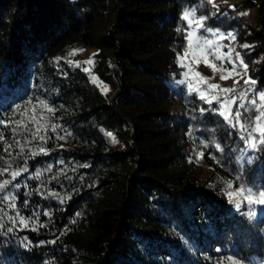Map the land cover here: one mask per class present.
<instances>
[{
  "label": "trees",
  "instance_id": "16d2710c",
  "mask_svg": "<svg viewBox=\"0 0 264 264\" xmlns=\"http://www.w3.org/2000/svg\"><path fill=\"white\" fill-rule=\"evenodd\" d=\"M225 1L0 0V196L17 197L0 199V226L15 225L0 227V264L264 261V211L228 195L264 191V142L246 149L247 98L264 90V0ZM200 17L217 36L196 29ZM191 30L235 37L249 83L228 120L183 81Z\"/></svg>",
  "mask_w": 264,
  "mask_h": 264
},
{
  "label": "rangeland",
  "instance_id": "374dc122",
  "mask_svg": "<svg viewBox=\"0 0 264 264\" xmlns=\"http://www.w3.org/2000/svg\"><path fill=\"white\" fill-rule=\"evenodd\" d=\"M231 0H226L223 4H230ZM239 15V13H236ZM194 26L199 28L197 24ZM195 31V30H194ZM192 32V30H191ZM205 39V38H204ZM204 39L196 38L195 33L193 32V48L186 49L178 56V64L184 69L183 81L188 85L189 89L195 90L200 96L201 93L205 95L208 100L212 102H217L218 104L223 103L225 100L230 101L226 105L225 111L226 115L229 117L231 110L233 109V103L235 100H239L238 106L244 101L245 88L244 84L247 79V72L245 66L241 63V60H237L233 42L231 39L226 38V41L223 43L220 36L214 37L212 40L214 44L211 47L204 46L203 54H201V49L198 47L199 44H202ZM224 49V50H223ZM231 49V52H230ZM187 52V54H185ZM79 62H82L87 68L91 63V57L89 52H80L78 54ZM203 56H207V63L203 59ZM217 56L220 58L217 59ZM232 62L235 64V68L230 69L228 63ZM226 71V73H222ZM222 77H226L222 79ZM212 85H216V88H212ZM224 89H232V91L225 92ZM243 93V95H241ZM248 105L256 110L257 116H260V120L255 119V124L253 127V135L255 140H250L247 150L253 148V144H259L264 140V136L261 134V129H264V106L263 101H260L259 95L257 99L253 97L247 98ZM237 112V111H236ZM239 190H230L229 193H240ZM260 193V192H259ZM251 195L253 198V203H248V196ZM230 196V195H229ZM232 199H236V203H245L248 206H253L259 210V212L264 211V205L257 203L260 199L259 195H256L253 192H242L240 195H231ZM258 264H264V261L259 262Z\"/></svg>",
  "mask_w": 264,
  "mask_h": 264
},
{
  "label": "snow or ice",
  "instance_id": "6c2138e0",
  "mask_svg": "<svg viewBox=\"0 0 264 264\" xmlns=\"http://www.w3.org/2000/svg\"><path fill=\"white\" fill-rule=\"evenodd\" d=\"M209 2H210V0H209ZM195 11H196L195 9L193 10L192 13H190L188 11H185L184 14H183L182 19L183 20H188V18H189L190 15H194L195 14ZM204 19H206V18L205 17H200V20L197 21V26L199 28H202L204 33H210L212 36H217L218 35V32L217 31H213V30L207 28V26L203 23ZM190 24H191V22H190ZM192 36H193V32L189 31L187 33V37H186L188 49H192L193 48ZM220 38L221 39H224V38L235 39V37L233 36V34L231 32L227 33V37H225L223 34H220ZM213 44H214V41L212 39H204L202 41V44H199L198 45V47L201 49V54H203V48H204V46L211 47ZM242 47L248 48L249 45L248 44H244ZM230 52H231V49H230ZM185 54H187V52ZM236 57H237V60H240V53H236ZM219 58L220 57L217 56V59H219ZM203 59L207 63V56H203ZM89 63H91V61H89ZM241 63H243V62L241 61ZM244 66L246 67V65H244ZM234 68H235V64L233 63V69ZM85 71H87V69H85ZM225 78L226 77H222V79H225ZM93 80H95V77H93ZM247 83H249V81L246 80L245 81V84H247ZM251 83L254 85V84H256V81L255 80H252ZM211 87L212 88H216L217 86L216 85H212ZM107 91H108V89H107V86L105 85L104 86V92H107ZM223 91L228 92V91H232V89H224ZM241 95H243V93ZM199 98H200V100L205 101L208 104H211V102H212L211 100H208L203 93L200 94V97ZM259 99H260V101H264V90H261L260 91V93H259ZM41 103H43V101H41ZM229 103H230V101L225 100L223 103H221L219 105L220 109H225L226 105L229 104ZM47 110H48V112H52L53 111V109L50 108V107ZM201 112L203 113L204 110L202 109ZM219 114L225 120H228V116L226 115V113H225L224 110H221ZM261 115H264V113H261ZM239 116H240V112H239V110H237L236 117L239 118ZM260 118H261L260 116H257L256 117L257 120H260ZM0 123H3L5 125V127L8 126L7 123L4 122V121H0ZM17 123L19 124V122H17ZM56 127H57L56 125H53V130H55ZM12 131H13V133H15L16 132V129L14 128V129H12ZM38 131L39 130H37V132ZM261 134H262V136H264V129H261ZM106 135H108L109 137H113V134L110 133V132L109 133H106ZM3 138H4V133L3 132H0V139H3ZM58 138L63 139V137H58ZM41 139H44V138L41 137ZM241 139H244V138L241 137ZM112 142L113 143L116 142L115 137H113ZM262 142H264V141H262ZM252 147L253 148H256V144H253ZM38 151H39V153H43L45 155L48 154L47 149L44 148V147H39V150ZM21 152H23V148H21ZM31 154H32V156H36L38 153H37V151H32ZM241 158L243 159V157H241ZM253 159H254V157H251V156L248 157V163L251 164L253 162ZM28 170L29 169L27 167V161H25V166L24 167L19 168L18 171H13L12 172V178H13V180H15L18 176H20L21 173L28 172ZM48 170L50 171L51 169L49 168ZM9 183L10 182L8 180H5L3 184H0V189H4L5 186L8 185ZM13 186L19 188V185H13ZM229 187L231 188L232 186L229 185ZM248 190H249V192H252L253 191L252 188H249ZM240 194H242V191L240 193H229L230 196L231 195H240ZM25 195H31V193H26ZM259 196H260V199L258 201H256V202L259 203V204H261V205H264V191H261L259 193ZM0 199H4V200L11 199V200L15 201L17 199V197L14 196V195L13 196L3 195V196H0ZM247 199H248V203L249 204H252L254 202L251 195H249ZM61 203H63V201H61ZM24 204L27 205L28 204V201L25 200L24 201ZM15 206H16L15 203H13L12 207H15ZM235 207H236L237 210H239L241 208V204L240 203H236ZM248 214L250 216L251 215H254V213L251 210H249V213ZM17 215L19 216V219H20V225L26 228L27 227V221L25 220V217L23 215H21L19 212H17ZM44 215L47 216L48 213L45 212ZM0 227H5V230L7 231V233H12L14 231L15 225H13V226H0ZM217 251H219V249H217ZM229 259H232V258L229 257Z\"/></svg>",
  "mask_w": 264,
  "mask_h": 264
}]
</instances>
